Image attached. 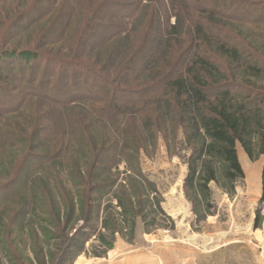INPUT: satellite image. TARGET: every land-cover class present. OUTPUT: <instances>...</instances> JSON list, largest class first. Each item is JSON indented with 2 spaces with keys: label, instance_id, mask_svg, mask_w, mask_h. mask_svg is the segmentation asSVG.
<instances>
[{
  "label": "trees",
  "instance_id": "trees-1",
  "mask_svg": "<svg viewBox=\"0 0 264 264\" xmlns=\"http://www.w3.org/2000/svg\"><path fill=\"white\" fill-rule=\"evenodd\" d=\"M144 1L135 0L129 9H123L122 2L111 0L107 10L108 5L104 7L107 0L97 7L90 6L89 0L87 3L84 0H24L19 8L13 0H0L15 9L6 35L15 32V36H19L33 30L37 34L35 48L43 49L44 41L45 46L62 42L74 45L66 47L72 56L63 54L64 50L54 56L41 49L20 52L18 46L12 50L0 49V119L23 110L32 99L63 109L73 107L78 101L87 103L98 116L113 122L119 114H139L142 105L154 103V109L145 110V116L140 115L143 126L152 132L156 144L160 139L166 144L171 155L182 157L179 151L189 152L185 186L193 191L201 188L209 199V185L219 183L221 166L229 183L245 179L238 146L251 160L264 158V33L258 37L262 43H258L244 30L245 26L253 25L244 19L247 12H254L263 20L264 1L225 0L218 10L199 9L192 33L186 32L187 18L193 17L189 2L202 0L175 3L177 21L168 26V31L152 28L153 24L164 23L165 16H170L164 3H161L162 10L157 9L150 16L146 13L145 17H151L146 29L138 27L147 8ZM113 6L123 12H111ZM18 9L20 11H16ZM240 11H246L244 17ZM110 18L115 21L126 18L130 22L125 20L123 24L119 20L109 24ZM45 19L49 28H41V31L40 23ZM75 19L78 25L72 29ZM148 34L152 35L153 44L145 42ZM237 41L240 43H235ZM122 42L126 43L124 47ZM32 43L28 41L26 47ZM123 49L126 51L124 59ZM150 49L156 54L149 52ZM58 111L54 109L53 113L60 118L61 111ZM44 120L41 116L36 128L40 139L46 138ZM136 124V119L130 117L125 122L126 127L118 126L123 145L102 138L93 158L96 165L89 166V170L78 162L74 170L70 166L64 173L55 169L54 159L47 155L40 157L30 151L24 154L20 164L27 167L26 173L22 176L19 173L7 185H0V264H3L2 259L8 264H32L31 259L17 252L27 248L22 237H15L14 230L20 227L19 232L26 230L29 237L32 236L36 264H73L92 239L94 226L91 223L98 202L107 191L118 201L127 221L137 219L138 211L145 210L149 202L147 190L143 188L148 186L154 190L155 186L138 173L145 185L135 181L126 191L120 189L119 177L113 173L118 159L132 164L138 162V154L145 150L135 141ZM17 129L13 126L11 132ZM54 130L56 140L65 135L64 132L59 136L58 128ZM5 133L3 131L2 136L0 133V145L2 141L7 144L8 134L3 138ZM84 135L85 138L80 139L73 134V140L81 149H87L89 144L82 142L87 139ZM45 145L41 142L37 147L41 149ZM62 147V143L56 142L54 151L57 152L53 156L60 159L63 155L68 159L69 148ZM34 163L44 167L39 175L31 168ZM262 179L264 185V168ZM81 187H89V190H77ZM96 194L100 198H95ZM48 205L50 213L46 210ZM30 213L33 222L50 217V223H46L56 232L39 225L43 238L38 237L36 228L21 223ZM259 217H256L255 228ZM79 220L84 225L73 229ZM119 225L115 215L104 220V227L110 230L111 236L121 233ZM53 238L59 241L53 246L57 253H48L46 248L50 246L45 241ZM100 243L109 249L113 247V243L102 236Z\"/></svg>",
  "mask_w": 264,
  "mask_h": 264
},
{
  "label": "rangeland",
  "instance_id": "rangeland-1",
  "mask_svg": "<svg viewBox=\"0 0 264 264\" xmlns=\"http://www.w3.org/2000/svg\"><path fill=\"white\" fill-rule=\"evenodd\" d=\"M23 1L13 0V3L16 8H19L23 4ZM84 1L86 2L87 0ZM117 1L118 3L122 2L124 4L123 9H129L132 6L131 4L135 2V0ZM224 1L202 0L199 3L190 1L189 6L192 7V10L189 9V11L193 17L190 18L188 16L187 18L189 20V27L186 32L192 33L194 31V25L197 20L194 18L199 16L200 13L197 12L199 9L218 10L217 7ZM256 1L261 2V0H253V2ZM110 2L111 0H107V3L104 5V7L108 5L107 10L109 9ZM98 3H100L99 5H103V0H96L94 3H91L89 0L90 6L93 4L92 6L97 7ZM161 3H164L170 16H165L163 19L164 23L153 24L152 28H155L156 31H168V26L176 23L174 4H182V0H145L143 5L147 6V8L143 12L145 15L140 17V24L138 26L139 28L141 27V30L146 29L148 24L151 23V17H145L146 13L150 16L157 9L162 10L163 6ZM11 5L0 3V49H3V51L12 50L14 46H18L17 50L20 52L22 50H33L37 52V50L41 49L42 51H48L47 53L49 55L54 56L64 50L63 54L72 56L71 53H67L68 49L66 47L74 45L66 42L45 46L44 41L41 43L43 44V49L38 46L35 48V36L37 34L33 30L27 34L21 33L19 36H15L16 33L14 31L11 36L6 35L8 30L7 26L14 19L13 12L15 9H12ZM119 10H121L119 7L115 8L113 6L111 8V12H123ZM16 11L20 10L18 9ZM120 13H117L119 17L123 16ZM245 13L246 11H240L241 17H244ZM244 19H247L253 24L251 27L244 25V30L252 40L262 43L258 37H260L259 35L261 33H264V18L263 20H259L258 14L247 12ZM47 20L45 19L44 22L40 23L41 26L39 29L41 31V28H49V23L46 22ZM119 20L123 24L126 21L130 22L126 18H118L117 21L110 18L108 21L109 24H114V22H120ZM77 23V19H75L71 23V28L73 29L77 26ZM69 34L71 35V32ZM141 34L140 37L142 36ZM151 36V34L147 35L145 38L146 43H152L153 38ZM185 37L183 35V39L187 40V37ZM242 38L244 39V37ZM28 41L33 42L30 47H26ZM125 44V42H122L121 46L124 47ZM123 51L122 59L125 58L124 55L126 52L124 49ZM151 51L153 54H156L154 49H150L149 52ZM84 81L86 82L87 80ZM159 101L160 99L158 103ZM78 102L76 105H72L73 107L63 109L57 108L51 103L41 104L36 99H32L29 105L18 113L8 114L7 116L3 114L4 118L0 119V133L2 136L3 131H5L6 133L3 138L5 139L7 134L8 138L7 144H2V141L0 145V185H7L12 180V177L19 173L20 176L26 173L27 167L20 163L24 160V154L27 153L28 155L29 151L31 154L40 155V157L47 155L46 157L49 156L51 160L54 159L53 166H55V169H60L64 173H66L68 167L71 166L73 169L74 165H78L79 163L83 165V168L89 170V166L96 165L93 158L96 156L98 150L96 145H98L102 138L106 137L108 140L113 142L117 141L123 145L122 141H124V138L118 132L117 128L118 126H122V128L126 127V120L131 117L135 118L137 122L135 141H137L140 147L145 148V150H141L138 154V162L131 164L123 159L122 161L118 159V164L115 167L116 169L113 170V173L119 177L118 185L122 184V188L120 189L124 188L127 191L130 188V184L135 181L138 184L140 183V185H145L142 182L144 179L138 173L147 177L150 183L155 186V189H150L148 186L143 188L145 192L147 190L149 195L148 206L143 211H138L137 209L139 215L133 221L126 220V214L118 206V201L112 195H108L110 191H107L102 199L99 200L95 219L91 223L94 226V230L91 231L92 239L86 244L85 252L73 264H98V262L103 263L105 261H96V259H107L114 252L119 251V254L115 257L118 258L119 255L130 254L137 250L153 249L161 251L178 249L187 250L188 252L199 250L202 252L203 264H260V258L264 254V200L262 199L264 194L262 179L264 168L263 157L259 156L251 160L244 150L238 146V156L245 173V179L235 184L229 183L224 178L225 171L224 167L221 166L219 183H211L209 185L211 195L208 199V195L201 188L193 191L187 189L185 186L188 176L187 159L189 152L184 150L179 151L182 157L180 155H171L166 144L161 139L156 144L157 142L154 141L152 132L143 126L144 121L141 119V116H145V110L151 111L154 109V103L151 104V102H148L149 104L142 105L139 114L134 112L119 114L116 117V121L113 122L112 120L98 116L93 112L94 109H91L89 104ZM53 108L59 109L58 112L61 111L60 118L54 116L57 114L53 113ZM41 116L45 119L42 122L43 129L47 128L45 132L46 138L42 139H40L39 133L36 131V128L39 127L38 119ZM13 126L18 127L15 132H11ZM54 128L61 130L59 136L64 132L65 135L56 140L57 135L55 134ZM72 133L80 139L85 138L83 137L85 134L87 139L82 142L86 144L88 141V148L81 149L80 145L78 146V143L73 140ZM10 136L20 139L11 140ZM41 142L46 145L41 146V149H39L37 146ZM56 142L62 143L64 145L62 147L63 149L69 148L68 159H64L63 155H61L60 159L53 156L57 152L54 151ZM1 146L3 147L1 148ZM18 156L19 159L17 158ZM31 168L36 175H39L44 167H39L38 163H34L31 165ZM79 189L88 191L89 187L77 188V190ZM99 196L96 194L95 198H100ZM46 207V210L50 213L49 205ZM63 209L65 210L64 207ZM31 214H28L23 221L21 220V223H28L31 227L36 228L38 237L43 238L38 227L39 225L47 228L51 232H56L51 224H47L50 223V217H44L45 219L43 218L41 222L39 220L33 222V216ZM110 215L117 216L120 224L119 232L121 233H116L113 236H111L110 230L104 227V220L109 218ZM258 215L260 219L258 227L255 228V220ZM83 225L84 222L79 220L72 228H79ZM20 228L14 230L15 237H22V242L26 243L27 248H23L17 252H20L19 254L22 257L31 259L32 264H36L37 258L32 252V246H34L32 244V236L30 235L29 237V233L26 230L19 232ZM101 236L105 240L113 243L111 249L102 246L100 243ZM53 239L45 241L50 246L46 248L48 253H57L53 249V246L59 244V241ZM164 255L161 258L162 260H170L174 257L172 254L171 256L169 254ZM187 255L188 253H182L183 259H189L190 257ZM2 261L3 264H8L6 260L2 259Z\"/></svg>",
  "mask_w": 264,
  "mask_h": 264
},
{
  "label": "crops",
  "instance_id": "crops-1",
  "mask_svg": "<svg viewBox=\"0 0 264 264\" xmlns=\"http://www.w3.org/2000/svg\"><path fill=\"white\" fill-rule=\"evenodd\" d=\"M119 252V251H118ZM114 252L107 259H96V261H105L103 263L98 262V264H203L202 252L199 250H192L188 252L187 250H137L130 254L119 255V253ZM182 253H188L189 259H183ZM171 254L173 258L170 260H162L165 255ZM177 256V257H176ZM77 262V261H76ZM76 264V263H75ZM260 264H264V254L260 258Z\"/></svg>",
  "mask_w": 264,
  "mask_h": 264
}]
</instances>
